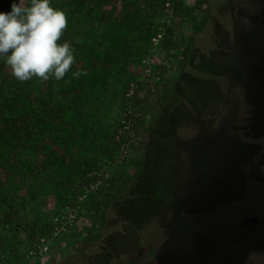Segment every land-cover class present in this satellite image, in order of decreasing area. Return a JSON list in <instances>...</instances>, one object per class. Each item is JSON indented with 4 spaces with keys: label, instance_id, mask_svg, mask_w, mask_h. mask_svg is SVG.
Returning a JSON list of instances; mask_svg holds the SVG:
<instances>
[{
    "label": "rangeland",
    "instance_id": "374dc122",
    "mask_svg": "<svg viewBox=\"0 0 264 264\" xmlns=\"http://www.w3.org/2000/svg\"><path fill=\"white\" fill-rule=\"evenodd\" d=\"M10 2L0 11L10 12ZM50 2L68 18L61 42L74 48L72 71L87 75L22 83L0 58V83H10L0 86V264H95L100 258L81 248L103 230L102 207L120 229L143 224L144 211L172 217L177 197L206 168L205 151L250 115L243 70L256 73L264 95V0ZM47 94L51 117L33 110L8 127L10 116L37 108ZM124 188L109 203L110 190ZM138 230L116 233V248L136 244L120 264H167L168 253L143 245ZM189 233L178 230L170 244L178 254ZM211 255L213 264L239 262L230 251ZM107 261L102 254L96 264Z\"/></svg>",
    "mask_w": 264,
    "mask_h": 264
},
{
    "label": "trees",
    "instance_id": "16d2710c",
    "mask_svg": "<svg viewBox=\"0 0 264 264\" xmlns=\"http://www.w3.org/2000/svg\"><path fill=\"white\" fill-rule=\"evenodd\" d=\"M1 3L8 8L11 2L0 0ZM67 5L71 4L67 2ZM55 6L64 5L55 4ZM170 32L173 33L172 28ZM166 44L168 48L174 46L169 42ZM252 79H257L256 73L247 72V70L240 73V84L252 85L253 103L249 110L251 111L250 119L249 117L241 121L234 119L227 132L221 134L214 142V148L211 147L205 151L206 168L198 174L197 182L188 185L187 190L177 197L175 205L180 211L175 209L177 212L172 217L164 218L159 214L154 219L147 215V211H144L146 221L143 224L132 223L128 226L129 223H127L120 229L107 217V208L102 207L103 214L100 216L103 217V230L95 234L91 240L84 242L81 252L86 250L91 255L96 254L95 259H101V255L106 254L108 261L105 264H120L119 259L122 253L125 255L136 244L126 250L116 248L114 245L116 233H125L129 236L133 230L140 228L142 230L138 231L142 232L140 240L143 245L155 242L156 247L162 248L159 253L163 251L168 253L167 264H185V261L195 263L204 254L208 256L207 261L213 264L211 251L215 252V250L216 253L230 251L233 255L247 261H251L252 257L264 259V95L259 93L257 83L255 80L252 82ZM80 82L85 85L83 81ZM54 83L56 84V81ZM6 85L10 83L1 81L0 86L3 89ZM167 95L169 94L160 96L156 100L155 105L158 110L162 107ZM47 97L48 94L37 108L24 112L18 110L15 115L10 116L8 127L11 129L13 117L19 115L20 120L21 118L25 120L24 117L33 110L39 117H51V112H48ZM12 99L17 101V108L20 109L19 95ZM13 129L14 127L11 130ZM3 133L0 130L1 136L4 135ZM210 143L211 141H208L207 145L210 146ZM243 173H246V183L242 177ZM110 191L112 193L107 194L109 203L115 202L116 198L124 197L128 192L127 188ZM194 195L201 197H194ZM178 230H188L192 237L190 242L185 243L187 246L180 250L182 254H178L176 249L170 247ZM138 234L139 232L133 235L134 239L137 240ZM213 235L215 238L222 239L221 246L218 247L214 240L210 248L203 250V242L212 241ZM100 259L93 263L96 264Z\"/></svg>",
    "mask_w": 264,
    "mask_h": 264
},
{
    "label": "clouds",
    "instance_id": "9594fccd",
    "mask_svg": "<svg viewBox=\"0 0 264 264\" xmlns=\"http://www.w3.org/2000/svg\"><path fill=\"white\" fill-rule=\"evenodd\" d=\"M67 26L66 13L50 0H14L10 12L0 11V58L11 75L22 83L61 81L69 72L72 78L87 75L72 71L74 48L61 42Z\"/></svg>",
    "mask_w": 264,
    "mask_h": 264
},
{
    "label": "water",
    "instance_id": "95a60500",
    "mask_svg": "<svg viewBox=\"0 0 264 264\" xmlns=\"http://www.w3.org/2000/svg\"><path fill=\"white\" fill-rule=\"evenodd\" d=\"M217 245H218V247H220L221 246V244H222V239L221 238H218V240H217ZM236 256V255H235ZM217 259H219V256L217 255ZM239 260V262H234V263H232V264H246V263H244V262H247L245 259H240V257H238V256H236ZM207 258H208V256L207 255H202V257H201V259L198 261V262H195V263H190L189 261H185V264H208L209 262L207 261ZM243 261V262H242ZM210 264V263H209Z\"/></svg>",
    "mask_w": 264,
    "mask_h": 264
},
{
    "label": "built area",
    "instance_id": "2783aa9c",
    "mask_svg": "<svg viewBox=\"0 0 264 264\" xmlns=\"http://www.w3.org/2000/svg\"><path fill=\"white\" fill-rule=\"evenodd\" d=\"M34 255H38V249L36 248L34 251H33Z\"/></svg>",
    "mask_w": 264,
    "mask_h": 264
}]
</instances>
